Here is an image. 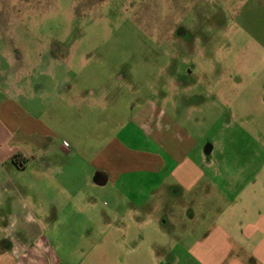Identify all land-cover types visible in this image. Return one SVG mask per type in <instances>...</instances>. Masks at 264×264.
Returning a JSON list of instances; mask_svg holds the SVG:
<instances>
[{
	"label": "rangeland",
	"instance_id": "rangeland-1",
	"mask_svg": "<svg viewBox=\"0 0 264 264\" xmlns=\"http://www.w3.org/2000/svg\"><path fill=\"white\" fill-rule=\"evenodd\" d=\"M0 104L2 117L15 121L6 120L16 130L9 146L26 159L23 168L0 165V186L7 188L0 200V262L10 264L12 247L35 240L46 263L114 264L110 234L100 229L103 213L114 207L121 212L111 237L141 243L146 247H133V254L141 249L152 259L163 250L148 244L177 241L191 225L189 193L174 197V180L163 184L164 175L131 171L103 187L93 177L70 192L55 177L86 181L94 163L126 160L130 150L174 152L179 160L191 150L196 160L211 145L208 161L228 167L252 162L257 145L263 161L264 6L258 0H0ZM119 148L131 155L122 157ZM39 149L50 151L36 154ZM45 160L55 168L40 171ZM232 167L227 179L236 181ZM258 179L264 191V171ZM205 184L191 197L220 195ZM133 196L137 201L128 200ZM216 205L203 204L210 215ZM128 252L118 248L115 264Z\"/></svg>",
	"mask_w": 264,
	"mask_h": 264
},
{
	"label": "crops",
	"instance_id": "crops-1",
	"mask_svg": "<svg viewBox=\"0 0 264 264\" xmlns=\"http://www.w3.org/2000/svg\"><path fill=\"white\" fill-rule=\"evenodd\" d=\"M258 2L261 6H264V0H258ZM6 120L7 122H15L12 116L9 119H4L0 113V165L3 167L5 163L13 162L23 168L26 159L23 155L18 156L20 153V151H17L18 149L14 150L13 147L9 146V141L16 130H9ZM155 129L156 132H162V129L158 127ZM27 135H32L31 131H28ZM120 143L122 142L120 141ZM118 146L123 145L120 144ZM255 147L252 162L238 165L230 163L228 167L226 166L227 163L224 162L214 161L212 163L208 161L207 158L213 152L211 145H208L203 150L201 158L196 160L190 156L191 150L183 155V159L179 160L174 152H165L164 157L162 154H153L150 150H130L133 156L131 153L127 154L124 151L125 149L122 151L119 148V154L122 157L127 155H131V157L126 160L122 158L120 161L117 160L115 162L104 161V164L94 163L92 175L87 174L86 181L70 178L67 173V176L62 174L64 177H55V179H59L60 183L69 186L68 191L72 192V188L78 187L79 184H84L89 180L92 181L93 177H96L94 183L99 187H103L109 182L115 183L116 180L125 177L131 171H146L154 175H164L163 184L168 177L174 180V187L178 190L173 194L174 197L183 196L185 191L189 193L193 207H191L189 212L191 225L187 236L178 235L177 241L167 244L160 243L162 246L155 244L158 242L148 244L147 247L154 246L157 250H163L159 254H151L154 256L152 259L141 249L138 250L137 254H133L131 251L133 247H146L144 245L139 246L141 243L131 242L134 246L129 249L128 247L132 244H126V242L117 243L115 237H111V233H115L117 229L116 217L121 210L116 211L117 207H114L109 209L110 212L105 211L103 213L105 220L103 219L100 229L105 234H110L111 243H107V246L110 249V259L114 258V264L116 263L114 256L118 248L129 250L128 254L125 253V258L117 260V262L121 261V264H264V191L263 185L262 183L260 184L258 179L259 175L264 171V159L263 161L259 159L261 147L257 145ZM42 150L39 149L36 154L44 152L47 156L50 151ZM232 166H235L236 169V181H234L233 177L227 179L228 172L234 168ZM37 168L40 171H47L52 170L55 166L53 162L45 160L38 164ZM85 171L83 169L82 174L84 173L85 175ZM68 179L75 180L71 186L68 185ZM204 183H206L205 185H213L215 191H220V195L215 197L210 188L211 193L200 197H191L190 194L200 188L201 185H204ZM0 187L2 189L0 191V200H3L7 193V188H5L3 183ZM136 199L137 196H133L128 200L137 201ZM208 202L217 204L215 215H213L215 209L211 215L205 211L203 204ZM142 207L141 205L140 208ZM135 209H137L135 204L129 208L132 216L135 215ZM125 211L127 212V208ZM217 215H219V218L216 219ZM111 217L114 218L111 219ZM198 224L200 225L199 227H197ZM100 243L98 241V244ZM37 245L38 243L34 240L27 245H23L21 249L12 247V251L8 252L10 254L9 263L57 264V262L53 263L50 260H47V263L43 262V259L37 255V251L39 252ZM3 259L4 257L1 256L0 261L4 262Z\"/></svg>",
	"mask_w": 264,
	"mask_h": 264
}]
</instances>
